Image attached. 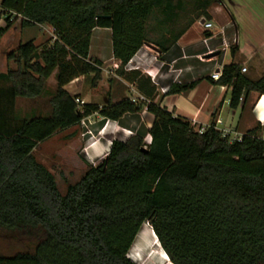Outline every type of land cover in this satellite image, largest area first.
<instances>
[{
  "label": "trees",
  "instance_id": "16d2710c",
  "mask_svg": "<svg viewBox=\"0 0 264 264\" xmlns=\"http://www.w3.org/2000/svg\"><path fill=\"white\" fill-rule=\"evenodd\" d=\"M219 1L0 0V40L18 20L21 29L52 31L40 45L19 43L7 56L16 68L0 73V230L36 241L31 251L0 255V264H135L127 253L145 224L171 264H264V126L239 140L214 125L196 131L154 103L155 87L136 73L153 118L150 145L144 148L143 134L114 139L64 195L33 156L40 143L92 115L117 122L143 109L140 99L127 98L80 105L64 89L80 77L92 75L93 86L100 80L102 63L89 57L95 29L110 30L122 77L140 49L167 53L194 21L209 20V8ZM220 74L217 83L231 89V109L249 92L264 96V76L251 81L235 64ZM52 75L56 90L47 97L48 112L21 118L17 100L43 98ZM191 87L174 84L167 94Z\"/></svg>",
  "mask_w": 264,
  "mask_h": 264
},
{
  "label": "crops",
  "instance_id": "0c3cea01",
  "mask_svg": "<svg viewBox=\"0 0 264 264\" xmlns=\"http://www.w3.org/2000/svg\"><path fill=\"white\" fill-rule=\"evenodd\" d=\"M208 15L209 20L201 18L194 21L165 54L150 47L153 54L149 53L146 51L148 46H144L125 67V75L118 79L130 87L137 99L143 100L136 86L139 78L136 73H140L155 87L154 103L173 116L186 119L196 131H203L214 125L217 131L226 133L230 139L239 140L248 131L264 126V96L249 92L241 97L237 108L231 109V89L213 81L211 74L220 73L224 65L235 64L240 66L241 74L251 81H257L264 76V0H220L209 8ZM204 21L210 23L212 28L205 29ZM11 28L19 31L38 30L37 38L33 36L30 39L36 45L44 43L52 35L48 26L21 29L19 21L18 25L14 24ZM46 28L51 31L49 36L43 33ZM205 39H208L207 45L204 44ZM19 43L23 42H17L16 47ZM89 57L102 63V76L110 62L118 67L112 55L109 29L97 28L92 32ZM140 69L147 74H142ZM243 69L245 72H242ZM90 76L80 77L64 88L71 95L78 96V102L83 105H97L82 83ZM174 84L193 87L179 94L168 95V90ZM115 97L119 99L112 104L118 103L121 98H127L124 92L115 94ZM126 116L137 120V114ZM126 116L117 122L107 120L99 124L100 131L110 123L120 124ZM147 116L145 132L153 120L151 115ZM137 122L140 124V119ZM120 126L122 131L131 133L130 124L122 123ZM128 136L122 133L121 137L125 139H118L124 141ZM262 136L264 138V133ZM92 148L94 155H99L106 147L104 144H95ZM143 240L147 243L152 241L148 234Z\"/></svg>",
  "mask_w": 264,
  "mask_h": 264
},
{
  "label": "rangeland",
  "instance_id": "374dc122",
  "mask_svg": "<svg viewBox=\"0 0 264 264\" xmlns=\"http://www.w3.org/2000/svg\"><path fill=\"white\" fill-rule=\"evenodd\" d=\"M187 1L188 2L186 3V0H184V2L189 5L188 3H190V0ZM191 17L192 16H187L186 19H181L180 26L183 28L186 27L188 24L187 19ZM194 17L195 16H193V18ZM157 18L159 17L157 16ZM154 19L151 21L150 27L155 26L154 24L157 22V20L156 18ZM14 24L18 25V21H16ZM3 26L4 16L0 15V27ZM46 29L47 32L43 31V33L49 36L51 34V31L49 30V28ZM37 33L39 32L36 29L19 31V29L14 30L13 28H10L7 31L6 35L0 40V73H6L8 69L16 68V65L13 61L7 60L8 54L15 50L16 43L19 41L24 43L27 40L33 38V36L37 38ZM149 39H156V34L149 33ZM146 51L152 53L150 48ZM109 64L110 65H106L103 76L101 75L100 80L96 83V85H92V75L90 76V78H85V80H83L82 83L85 90L90 93V95L94 99L93 101L97 102V105L99 107L112 104L114 100L119 99L115 97V94L123 92L126 93L127 99L130 98L129 100L132 99L135 101L138 97L134 96L129 86L124 85L119 81L118 78L120 76L118 75V67L113 65L111 62ZM140 71L144 75L147 74L143 69H140ZM55 90L56 84L52 75L46 81V93L43 98L35 100H17L16 109L18 115L21 118H23L24 116L27 117L32 113L45 115L49 109L47 104V97L52 95ZM136 103L143 104V109L136 116L137 120H134V117H130L129 119V116H126L124 118L125 120L120 122V124L110 123L100 131L99 124H103L107 120L103 119L99 115H92L84 119V123H80L79 125L65 131L58 132L50 139L43 143H40L36 147L33 152L34 158L52 174L55 179L57 189L61 195L65 194L66 189L69 185H74L81 179L89 166H95L101 159H103L107 155L110 142L118 138L125 139V137H121L122 133H124L125 136L131 135V137L135 134H143L144 141L147 139L148 135L146 134L145 129H147L146 125H148V116L145 109V102L139 100ZM79 104L82 105L80 102ZM139 119L140 124L137 122ZM122 123L131 125V128L129 129L131 130L132 134L130 132H124L121 130L120 125H122ZM88 141L90 142L88 143ZM95 144H104L106 148L101 154L94 155L92 147H94ZM143 227L141 228V232L139 233L144 235V231L148 232L145 234H148L151 237L152 241L148 243L145 242V240L140 238L143 236H140V234L138 233L132 246L134 247L132 251H134L135 254L132 253L131 259L133 261L137 260L138 262H136V264H171L167 260V257L162 249L159 248L157 239H155V237H152L151 227L148 224H145ZM35 242V239L31 236H9L4 231L0 230V255L6 256L15 254L17 252L31 251L35 246Z\"/></svg>",
  "mask_w": 264,
  "mask_h": 264
},
{
  "label": "built area",
  "instance_id": "2783aa9c",
  "mask_svg": "<svg viewBox=\"0 0 264 264\" xmlns=\"http://www.w3.org/2000/svg\"><path fill=\"white\" fill-rule=\"evenodd\" d=\"M203 26H204L205 29H211L212 28V25L210 23H206L205 21L203 23ZM50 38H52V35L48 39H50ZM207 42H208V39H205L204 40V44L207 45ZM242 72H245V69H243ZM220 77H221V74L219 72H217V73L216 72H213L211 74V79L213 81H216L217 82L220 79ZM133 102H134V100H133ZM81 123H84V119L81 121ZM200 132H202V131H200ZM223 134H224V136L227 135L226 133H223ZM150 143H151V138L148 136L147 139L144 141V144H145V147L144 148H146L148 145H150Z\"/></svg>",
  "mask_w": 264,
  "mask_h": 264
},
{
  "label": "clouds",
  "instance_id": "9594fccd",
  "mask_svg": "<svg viewBox=\"0 0 264 264\" xmlns=\"http://www.w3.org/2000/svg\"><path fill=\"white\" fill-rule=\"evenodd\" d=\"M158 242V241H157ZM134 244V243H133ZM133 246V245H132ZM131 246V248H130V250L128 251V253H127V258L131 261V262H133V263H135L136 264V262H138L137 260L136 261H133L132 259H131V255H132V253L133 254H135V252L134 251H132V249H134V247H132ZM159 247H160V245H159ZM161 248V247H160Z\"/></svg>",
  "mask_w": 264,
  "mask_h": 264
},
{
  "label": "bare ground",
  "instance_id": "6f19581e",
  "mask_svg": "<svg viewBox=\"0 0 264 264\" xmlns=\"http://www.w3.org/2000/svg\"><path fill=\"white\" fill-rule=\"evenodd\" d=\"M144 228V227H143ZM141 232V231H140ZM145 233H148V232H146V231H144V235H142V234H140V236L142 235L143 237H140L141 239H143V238H145L147 235L145 234ZM151 234H152V237H155V235H154V233L153 232H151ZM138 239V238H137ZM141 239H140V242H141ZM155 239H156V237H155ZM139 241V240H138ZM138 245H140V244H138ZM160 248V247H159ZM153 251V250H152ZM151 253V252H150ZM161 255V254H160ZM162 256V255H161ZM168 260V259H167ZM169 263V262H168Z\"/></svg>",
  "mask_w": 264,
  "mask_h": 264
},
{
  "label": "water",
  "instance_id": "95a60500",
  "mask_svg": "<svg viewBox=\"0 0 264 264\" xmlns=\"http://www.w3.org/2000/svg\"><path fill=\"white\" fill-rule=\"evenodd\" d=\"M148 47H150V48H152L153 50H156V48H154V47H152V46H148ZM217 54V53H216ZM215 54V55H216ZM215 55H210V56H215Z\"/></svg>",
  "mask_w": 264,
  "mask_h": 264
}]
</instances>
